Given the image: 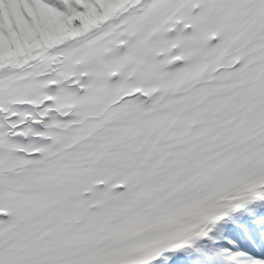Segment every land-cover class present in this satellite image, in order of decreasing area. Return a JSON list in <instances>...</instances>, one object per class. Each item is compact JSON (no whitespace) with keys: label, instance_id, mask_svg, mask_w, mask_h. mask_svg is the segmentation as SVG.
I'll use <instances>...</instances> for the list:
<instances>
[{"label":"snow or ice","instance_id":"obj_1","mask_svg":"<svg viewBox=\"0 0 264 264\" xmlns=\"http://www.w3.org/2000/svg\"><path fill=\"white\" fill-rule=\"evenodd\" d=\"M0 264H264V0H0Z\"/></svg>","mask_w":264,"mask_h":264},{"label":"bare ground","instance_id":"obj_2","mask_svg":"<svg viewBox=\"0 0 264 264\" xmlns=\"http://www.w3.org/2000/svg\"><path fill=\"white\" fill-rule=\"evenodd\" d=\"M233 228H234V227H233ZM231 229H232V228H231ZM231 229H230V230H231ZM232 230H234V229H232ZM232 230H231V231H232ZM225 231H227V229H226Z\"/></svg>","mask_w":264,"mask_h":264}]
</instances>
